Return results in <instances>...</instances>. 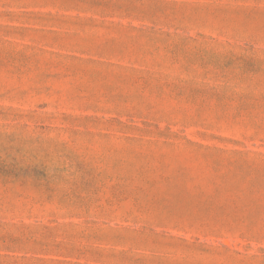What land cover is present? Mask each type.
I'll return each mask as SVG.
<instances>
[{
  "label": "rangeland",
  "instance_id": "rangeland-1",
  "mask_svg": "<svg viewBox=\"0 0 264 264\" xmlns=\"http://www.w3.org/2000/svg\"><path fill=\"white\" fill-rule=\"evenodd\" d=\"M0 264H264V0H0Z\"/></svg>",
  "mask_w": 264,
  "mask_h": 264
}]
</instances>
